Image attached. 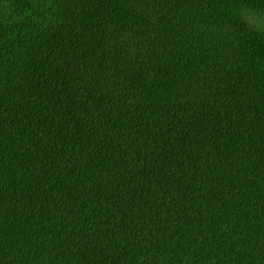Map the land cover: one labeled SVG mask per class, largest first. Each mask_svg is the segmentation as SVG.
<instances>
[{
  "label": "trees",
  "instance_id": "obj_1",
  "mask_svg": "<svg viewBox=\"0 0 264 264\" xmlns=\"http://www.w3.org/2000/svg\"><path fill=\"white\" fill-rule=\"evenodd\" d=\"M0 264H264V0H0Z\"/></svg>",
  "mask_w": 264,
  "mask_h": 264
}]
</instances>
